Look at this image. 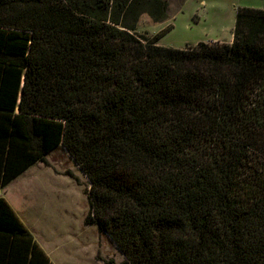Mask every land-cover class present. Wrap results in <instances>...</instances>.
<instances>
[{"label":"trees","instance_id":"1","mask_svg":"<svg viewBox=\"0 0 264 264\" xmlns=\"http://www.w3.org/2000/svg\"><path fill=\"white\" fill-rule=\"evenodd\" d=\"M169 9L0 0V264H54L1 192L59 148L120 264H264V9L231 44L136 33Z\"/></svg>","mask_w":264,"mask_h":264},{"label":"rangeland","instance_id":"2","mask_svg":"<svg viewBox=\"0 0 264 264\" xmlns=\"http://www.w3.org/2000/svg\"><path fill=\"white\" fill-rule=\"evenodd\" d=\"M169 18L155 23L148 15L136 33L154 37L165 29L159 45L184 49L199 42L231 44L239 7L264 9V0H166ZM91 185L64 148L51 153L5 187L3 197L41 246L52 251L55 264L122 263L125 258L97 226L86 225Z\"/></svg>","mask_w":264,"mask_h":264},{"label":"crops","instance_id":"3","mask_svg":"<svg viewBox=\"0 0 264 264\" xmlns=\"http://www.w3.org/2000/svg\"><path fill=\"white\" fill-rule=\"evenodd\" d=\"M37 165V164H36ZM19 178V177H18ZM36 239V238H35ZM36 241H37V239H36ZM38 242V241H37ZM39 244V243H38ZM40 245V244H39ZM41 246V245H40ZM42 247V249L45 251V253L49 256V258L51 259V261L53 262V258H52V256L54 255L53 253H52V251H48L44 246H41ZM54 263V262H53ZM55 264V263H54Z\"/></svg>","mask_w":264,"mask_h":264}]
</instances>
